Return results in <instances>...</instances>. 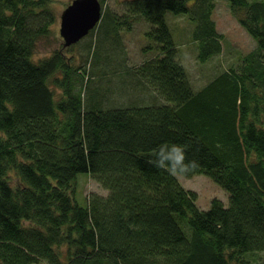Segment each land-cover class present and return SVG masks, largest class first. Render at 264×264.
I'll return each instance as SVG.
<instances>
[{
    "label": "trees",
    "instance_id": "1",
    "mask_svg": "<svg viewBox=\"0 0 264 264\" xmlns=\"http://www.w3.org/2000/svg\"><path fill=\"white\" fill-rule=\"evenodd\" d=\"M217 1L100 0V22L71 45L90 78L64 43L35 59L58 39L54 0H0V264H253L264 253V0H226L255 47L198 86L186 58L222 54ZM169 14L186 16L185 40ZM140 21L154 55L129 67L112 54ZM113 72L131 95L120 104L100 89ZM163 143L185 146L199 163L185 176H208L229 202L204 210L150 165ZM83 174L107 193L80 205Z\"/></svg>",
    "mask_w": 264,
    "mask_h": 264
},
{
    "label": "rangeland",
    "instance_id": "2",
    "mask_svg": "<svg viewBox=\"0 0 264 264\" xmlns=\"http://www.w3.org/2000/svg\"><path fill=\"white\" fill-rule=\"evenodd\" d=\"M71 2L72 0H54L53 7L57 15L55 30L57 31L58 39L54 43L52 42L51 46H48L49 44L46 41H43L42 44H39V47L35 52V59H39L44 57L45 55H49L55 49L62 47L64 40L60 36L59 32L61 14ZM106 6H110L112 10L113 8L118 10V7H116L114 0H106L104 8ZM168 18L173 19V22L170 26L173 31L174 37H176V40L178 41L179 37L182 38L180 40H185L184 36L181 34H183V32L187 30L186 16H173L172 14H169ZM214 20L217 24L218 31L225 37L222 54L218 56V58L216 57L214 60H211L202 65L198 60H196L194 54L195 51H193V54L192 51L190 52V54H187L188 56L186 58L189 72L198 86H202L207 82V80L212 76V73L215 72L217 67H219L220 62L226 63V65L234 63L238 60L240 54H242L243 56V54L248 53L255 47V42L252 37L244 30V28L238 23L237 19L231 13L228 1L219 0L216 2ZM145 32L146 24L144 23V21H140L136 24L134 30L131 33H127L126 31L121 33V46L119 47L118 51L113 52L112 55L114 56V58L120 60L121 62H124L125 58V60L128 62L127 64L129 65V67H132L140 64L143 61L145 55H154L153 51H151V53L144 52V49L148 43V41L143 37ZM69 50L71 53L69 55H74L75 58H77L76 60L78 61V63L76 65H83V67L87 69L89 77L92 78L94 72L93 68L89 69V67L82 61L84 57L80 56L82 47L71 46L68 47L67 51L69 52ZM222 58L223 60L220 61ZM113 73L106 75L108 81L103 79L100 89L102 88V93L107 95L108 102V95H111V97L116 98L115 103L120 104L123 101H127V99H129L131 95L119 96V87L121 86V81H118L117 76H115L116 73ZM113 76H115V79L112 78ZM111 81L113 82L111 83ZM116 81L119 82L118 90H113L112 88H115ZM195 83L194 86L197 87ZM132 93L135 92H131V94ZM177 177L185 188L194 190L198 193V206L204 210L210 208L211 201L214 198H219L225 203L229 202L228 193L208 176L196 175L188 177L182 175ZM79 178H82V181L80 180L81 184L79 186V190L81 193H83L81 194L79 190H77V200L80 205H85V197H88L92 193H98L101 195H105L107 193V191L92 177H87L86 174H83L80 175ZM248 257L252 260L253 264H264V253H257Z\"/></svg>",
    "mask_w": 264,
    "mask_h": 264
},
{
    "label": "water",
    "instance_id": "3",
    "mask_svg": "<svg viewBox=\"0 0 264 264\" xmlns=\"http://www.w3.org/2000/svg\"><path fill=\"white\" fill-rule=\"evenodd\" d=\"M102 13L100 0H72L60 20V36L65 46L74 45L88 35L100 22Z\"/></svg>",
    "mask_w": 264,
    "mask_h": 264
},
{
    "label": "clouds",
    "instance_id": "4",
    "mask_svg": "<svg viewBox=\"0 0 264 264\" xmlns=\"http://www.w3.org/2000/svg\"><path fill=\"white\" fill-rule=\"evenodd\" d=\"M151 155L148 163L172 176L187 175L199 167L198 161L187 159L186 148L181 144L163 143Z\"/></svg>",
    "mask_w": 264,
    "mask_h": 264
}]
</instances>
